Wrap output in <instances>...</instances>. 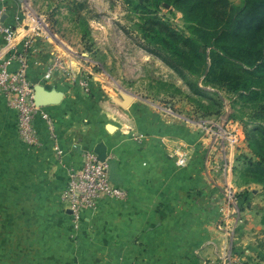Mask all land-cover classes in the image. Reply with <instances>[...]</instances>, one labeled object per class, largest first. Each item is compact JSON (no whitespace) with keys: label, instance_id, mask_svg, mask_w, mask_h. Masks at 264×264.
<instances>
[{"label":"crops","instance_id":"1","mask_svg":"<svg viewBox=\"0 0 264 264\" xmlns=\"http://www.w3.org/2000/svg\"><path fill=\"white\" fill-rule=\"evenodd\" d=\"M36 51L29 56L42 60ZM83 77L40 81L63 96L41 107L56 140L37 114L34 147L20 137L17 112L0 94V264H227L228 257L238 264L241 230L219 182L228 172L205 164V140L196 143L194 131L180 129L174 116L155 115L143 125L134 99L121 107L115 100L122 93L110 102L93 87H79ZM99 143L111 182L126 196L104 198L75 221L60 195L68 170L79 169Z\"/></svg>","mask_w":264,"mask_h":264},{"label":"rangeland","instance_id":"2","mask_svg":"<svg viewBox=\"0 0 264 264\" xmlns=\"http://www.w3.org/2000/svg\"><path fill=\"white\" fill-rule=\"evenodd\" d=\"M229 1L243 5L242 0ZM156 9L148 0H0V12L18 39L17 49L26 55V66H37L35 75L27 76L31 83L43 80L38 77L43 60L58 57L70 70L61 72L65 81L82 74L87 82L79 87H93L110 102L121 93L131 95L143 125L157 115L174 116L180 129L194 131L196 143L204 139L210 156L204 157L205 164L228 169V179L219 175V182L222 197L231 203L228 212L238 218L241 230L238 264H264V189L256 181L264 169V130H255L256 125L264 129V113L257 109L258 100L233 90L237 73L224 65L225 74L207 76L206 67L204 73L185 75L203 92L174 71L158 53L168 56L170 51L164 44L165 29L189 36L188 23L174 6L161 3ZM36 50L45 59L32 60L29 54ZM211 62L207 58L208 66ZM214 149L221 152L218 158V151L210 152ZM235 201L238 209L232 205ZM230 261L228 257L226 263Z\"/></svg>","mask_w":264,"mask_h":264},{"label":"trees","instance_id":"3","mask_svg":"<svg viewBox=\"0 0 264 264\" xmlns=\"http://www.w3.org/2000/svg\"><path fill=\"white\" fill-rule=\"evenodd\" d=\"M242 1L241 7L229 0H148V3L157 9L166 3L184 13L189 36L166 28L168 40L164 44L170 51L168 56L158 55L194 90L203 92L186 76L204 73L206 67L207 76L220 71L225 74L224 65L237 73L233 90L246 92L248 99L258 100L257 109L264 113V102L261 103L264 101V14L259 15L264 0ZM146 11L151 13L149 8ZM207 58L212 60L209 66ZM259 129L264 130L256 125L255 130ZM260 172V181H256L264 189V169L260 168Z\"/></svg>","mask_w":264,"mask_h":264},{"label":"built area","instance_id":"4","mask_svg":"<svg viewBox=\"0 0 264 264\" xmlns=\"http://www.w3.org/2000/svg\"><path fill=\"white\" fill-rule=\"evenodd\" d=\"M17 42L13 29L8 26L6 15L0 12V94L6 99L8 106L17 112L20 137L26 144L34 147L40 144L33 123L37 114L46 119L48 132L53 141L56 140V134L52 120L34 102L35 85L27 77L26 55L17 49ZM62 65L59 58L47 64L43 80L47 82L55 74L66 72L67 69ZM80 83L86 84L83 80ZM57 152L60 153L61 150L58 149ZM185 160V157H181L179 163ZM226 170L228 172L226 168L225 173ZM125 196V191L111 182L106 163L98 160L95 152L89 151L84 155L79 169L68 170L67 182L60 199L76 221L82 211L95 209L104 198L120 200ZM237 202H232V205L238 207Z\"/></svg>","mask_w":264,"mask_h":264},{"label":"water","instance_id":"5","mask_svg":"<svg viewBox=\"0 0 264 264\" xmlns=\"http://www.w3.org/2000/svg\"><path fill=\"white\" fill-rule=\"evenodd\" d=\"M62 92L56 91L54 89H46L43 85L37 84L34 86V102L37 106L43 107L48 105H54L58 104L62 99ZM120 100H115L117 104H119L121 107L128 106L132 100L133 97L127 93H122L120 96ZM98 157V160L104 162L106 159V147L103 143H99L96 145L95 151H94Z\"/></svg>","mask_w":264,"mask_h":264}]
</instances>
